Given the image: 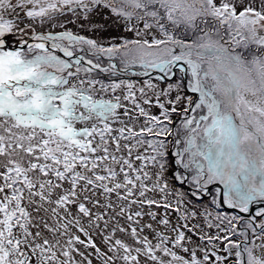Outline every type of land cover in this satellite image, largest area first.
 Returning <instances> with one entry per match:
<instances>
[{
	"label": "snow or ice",
	"instance_id": "6c2138e0",
	"mask_svg": "<svg viewBox=\"0 0 264 264\" xmlns=\"http://www.w3.org/2000/svg\"><path fill=\"white\" fill-rule=\"evenodd\" d=\"M0 264H264V0H0Z\"/></svg>",
	"mask_w": 264,
	"mask_h": 264
}]
</instances>
